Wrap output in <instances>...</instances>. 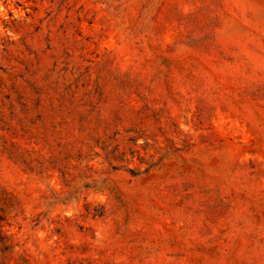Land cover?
Instances as JSON below:
<instances>
[{
  "label": "rangeland",
  "instance_id": "rangeland-1",
  "mask_svg": "<svg viewBox=\"0 0 264 264\" xmlns=\"http://www.w3.org/2000/svg\"><path fill=\"white\" fill-rule=\"evenodd\" d=\"M0 264H264V0H0Z\"/></svg>",
  "mask_w": 264,
  "mask_h": 264
}]
</instances>
